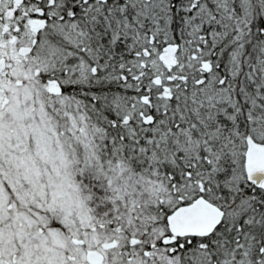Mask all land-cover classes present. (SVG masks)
<instances>
[{"label": "snow or ice", "instance_id": "snow-or-ice-1", "mask_svg": "<svg viewBox=\"0 0 264 264\" xmlns=\"http://www.w3.org/2000/svg\"><path fill=\"white\" fill-rule=\"evenodd\" d=\"M0 264H264V0H0Z\"/></svg>", "mask_w": 264, "mask_h": 264}]
</instances>
